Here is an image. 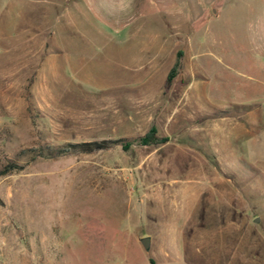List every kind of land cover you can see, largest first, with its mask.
<instances>
[{
	"label": "rangeland",
	"instance_id": "rangeland-1",
	"mask_svg": "<svg viewBox=\"0 0 264 264\" xmlns=\"http://www.w3.org/2000/svg\"><path fill=\"white\" fill-rule=\"evenodd\" d=\"M261 50L264 0H0V264H264Z\"/></svg>",
	"mask_w": 264,
	"mask_h": 264
},
{
	"label": "trees",
	"instance_id": "trees-1",
	"mask_svg": "<svg viewBox=\"0 0 264 264\" xmlns=\"http://www.w3.org/2000/svg\"><path fill=\"white\" fill-rule=\"evenodd\" d=\"M171 75H172V72L168 76L169 79L171 78ZM15 168H16V165L13 163H10V164L6 165L3 169L0 170V175L7 174V173L13 171Z\"/></svg>",
	"mask_w": 264,
	"mask_h": 264
},
{
	"label": "water",
	"instance_id": "water-1",
	"mask_svg": "<svg viewBox=\"0 0 264 264\" xmlns=\"http://www.w3.org/2000/svg\"><path fill=\"white\" fill-rule=\"evenodd\" d=\"M140 241H141V244L143 245V247L148 250L149 249V238L144 237Z\"/></svg>",
	"mask_w": 264,
	"mask_h": 264
},
{
	"label": "crops",
	"instance_id": "crops-1",
	"mask_svg": "<svg viewBox=\"0 0 264 264\" xmlns=\"http://www.w3.org/2000/svg\"><path fill=\"white\" fill-rule=\"evenodd\" d=\"M264 53V51L261 50L260 54ZM263 55V54H262Z\"/></svg>",
	"mask_w": 264,
	"mask_h": 264
}]
</instances>
